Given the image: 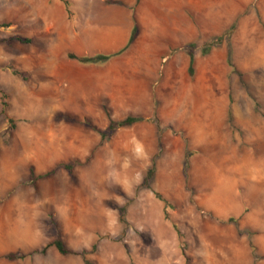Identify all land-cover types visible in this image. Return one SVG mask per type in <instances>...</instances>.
Returning a JSON list of instances; mask_svg holds the SVG:
<instances>
[{
	"label": "rangeland",
	"instance_id": "obj_1",
	"mask_svg": "<svg viewBox=\"0 0 264 264\" xmlns=\"http://www.w3.org/2000/svg\"><path fill=\"white\" fill-rule=\"evenodd\" d=\"M79 1L0 0V264H83L81 256H62L53 247L22 260L1 257L39 251L57 230L70 249L87 250L92 264L264 259L253 231L238 227L241 216L264 210V0H198L183 7L194 27L191 43L134 54L148 66L134 73L110 65L118 73L112 97L87 103L66 101L46 74L60 64L61 89L72 84V66H82L67 57L81 56L68 47L76 38L69 24L85 20ZM96 1L85 7L92 19ZM142 92L145 100L136 101ZM207 96L223 117L213 143L206 141L203 119L210 110ZM103 103L113 119L142 120L99 144V135L83 122L104 130ZM158 137L160 154L145 189L141 183ZM73 160L82 164L71 173L60 167ZM30 167L35 175L54 172L32 181ZM233 172H241L237 181H224ZM155 193L169 203L167 219ZM121 206L128 223L124 237Z\"/></svg>",
	"mask_w": 264,
	"mask_h": 264
},
{
	"label": "crops",
	"instance_id": "obj_2",
	"mask_svg": "<svg viewBox=\"0 0 264 264\" xmlns=\"http://www.w3.org/2000/svg\"><path fill=\"white\" fill-rule=\"evenodd\" d=\"M91 1H79L78 13L85 20L84 22L79 21L76 24H69L70 30H74L72 33L76 38L74 40L71 38V45L68 47L81 56L114 54L118 51H123L104 64L105 66L107 65L106 68L110 71L108 74L101 65L82 64V66H72L74 71L71 73L73 77H71L72 84L63 85L61 89L58 87L59 78L62 77L63 80L65 75L64 72H59L61 70L60 64L48 67L47 77L55 80V91H60L62 96L66 97V101H74L76 98H80L87 103L100 100L103 96L112 97V83L117 80L118 73H112L110 65L119 64L118 70L132 73H134V70L146 69L148 66L142 60L143 57L138 59V56L135 57L134 54L138 55L139 52L143 55L163 53L170 46H184L191 43L194 36V27L188 17L183 15L185 11L183 7L197 5L198 0H139L138 2L136 0H111L113 3H107L106 0H98L96 4L99 10L94 11V19H92L93 12L85 10L89 7L88 5L91 4ZM55 9L53 11L59 10L57 5ZM134 21L138 26V34L135 40L128 45ZM84 27L87 28L86 33L80 36V32H82V29L84 30ZM61 65L66 67L65 69L63 68L64 70L69 69V65L66 63ZM103 70L104 74L102 73ZM68 80L70 79L68 78ZM85 82L88 83L89 89L84 91L82 85ZM135 84H143V81ZM144 96V92L142 94L138 93L135 100L144 101ZM205 102L207 108L210 107V110L205 111L203 115L206 127V141L213 143L218 137L216 136L218 131L215 128L222 123V111L215 110L217 109L215 108L216 104L210 97L207 96ZM127 103H129V107H133L130 101ZM250 123V121L245 122L248 125ZM237 142H239V139H237ZM240 173H237V175L240 176ZM237 175L225 176L223 177L225 180H223L237 181ZM259 196L261 195L259 194ZM227 201L229 204L231 203L230 200ZM239 219L241 220L238 222V227L241 230L249 229L253 231V242L259 247L260 253L264 254V210L259 212L253 210ZM238 263L248 264L245 259L243 260L239 256L231 264ZM255 264H264V259L258 260Z\"/></svg>",
	"mask_w": 264,
	"mask_h": 264
},
{
	"label": "trees",
	"instance_id": "obj_3",
	"mask_svg": "<svg viewBox=\"0 0 264 264\" xmlns=\"http://www.w3.org/2000/svg\"><path fill=\"white\" fill-rule=\"evenodd\" d=\"M138 1L139 0H136V2H138ZM63 2L65 4H68L67 1H63ZM106 2L107 3H113V1H109V0H106ZM137 34H138V26H137V23L134 21L133 27L131 29V33H130V36H129V39H128V45H130L135 40ZM122 51L123 50L118 51L117 53H114V54H95V55H92V56H77L75 54L69 53V54H67V57L69 59H71V60H76L80 64L103 65L110 58L120 54ZM188 55L190 57L189 71L192 72V61H193L192 49L188 50ZM0 94H1V97L5 96L4 93L1 90H0ZM5 104L6 103L4 102V106H5ZM102 106H103V110H104V112H105V114H106V116L108 118V124L104 128V130L97 129L96 127H94L88 121H84L83 122L85 125H87L90 129H92L93 131H95L99 135V144H102L107 139H109L114 134V132L117 129L130 127L133 124H135L137 122H140L142 120L140 117L133 116V115H126L125 117L120 118V119H113L111 117L110 110L107 107V105L105 103H103ZM160 144H161L160 137H158V140H157V145H158L157 146L158 147L157 152L154 155V157L152 159V162H151V166L146 171V174L143 177V180H142V183H141V187H143L145 189L149 188L150 181L153 178L155 167H156V159L158 158V156L160 154ZM187 158H188V155L186 156V160H185V162L183 164V174H184L186 180H187V168H188V159ZM81 164L82 163L79 160H73V161H70L68 163L61 164L60 167H62L68 173H71L72 170L74 169V167L79 166ZM53 172H54V169H51V170L47 171L46 173H44L43 175H35L33 168L32 167L29 168V176H30L32 181H35V180H37L39 178L50 176L51 174H53ZM155 196H156V198H158L163 203V207H164V213L163 214H164V218L167 219L168 215H167V212H166V208L169 207V203L165 199H163L159 194L155 193ZM117 209H118V215H119L118 220H119V223L123 226V230H122V234L123 235L122 236L124 237V235L127 232V226H128V223H127V220H126V209H125L124 206L117 207ZM228 221L229 222H235L234 219H232V218H229ZM172 225H173L174 229L177 230V225L175 223H172ZM50 247L55 248V250L62 256L79 255L82 258L83 264H92L91 261L87 258L88 251L87 250L74 251V250L70 249L66 245V243L64 242L63 237H62L61 233L58 230L56 232L55 238L52 241H50L49 243H47L45 246H43L41 248V250H39V251L36 250V251H33V252L29 253V254H21V255L14 254V253H8V254H5V255H3L1 257L5 258V259H8V260H17V259L22 260V259H25L28 256H31L34 253L44 254L47 251V249L50 248ZM251 248L253 249L252 246H251ZM95 249H96V244H94L91 247V251H94Z\"/></svg>",
	"mask_w": 264,
	"mask_h": 264
},
{
	"label": "bare ground",
	"instance_id": "obj_4",
	"mask_svg": "<svg viewBox=\"0 0 264 264\" xmlns=\"http://www.w3.org/2000/svg\"><path fill=\"white\" fill-rule=\"evenodd\" d=\"M237 174V173H234V175Z\"/></svg>",
	"mask_w": 264,
	"mask_h": 264
}]
</instances>
